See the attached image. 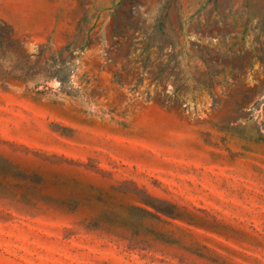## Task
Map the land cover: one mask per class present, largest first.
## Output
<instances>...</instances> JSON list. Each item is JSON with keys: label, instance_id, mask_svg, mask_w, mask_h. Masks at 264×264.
I'll return each mask as SVG.
<instances>
[{"label": "rangeland", "instance_id": "1", "mask_svg": "<svg viewBox=\"0 0 264 264\" xmlns=\"http://www.w3.org/2000/svg\"><path fill=\"white\" fill-rule=\"evenodd\" d=\"M0 264H264V0H0Z\"/></svg>", "mask_w": 264, "mask_h": 264}, {"label": "trees", "instance_id": "2", "mask_svg": "<svg viewBox=\"0 0 264 264\" xmlns=\"http://www.w3.org/2000/svg\"><path fill=\"white\" fill-rule=\"evenodd\" d=\"M3 80H5V79H3Z\"/></svg>", "mask_w": 264, "mask_h": 264}]
</instances>
